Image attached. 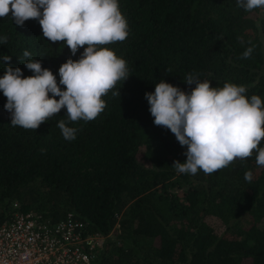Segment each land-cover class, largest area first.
I'll use <instances>...</instances> for the list:
<instances>
[{
    "label": "trees",
    "instance_id": "16d2710c",
    "mask_svg": "<svg viewBox=\"0 0 264 264\" xmlns=\"http://www.w3.org/2000/svg\"><path fill=\"white\" fill-rule=\"evenodd\" d=\"M118 3L128 37L101 47L127 62L130 77L102 97L107 106L95 120L68 124L78 129L74 141L57 127L66 109L36 131L0 116V224L13 202L52 222L72 214L90 233L113 231L98 264H264V167L255 151L210 175L178 174L172 165L186 162L187 148L154 124L145 98L162 79L190 93L195 85L184 80L194 73L212 87L245 86L247 98L264 102V8L246 12L236 0ZM3 36L0 78L7 67L33 75L22 63L27 50L59 84L60 66L84 51L73 56L48 41L36 20L20 27L0 18ZM6 102L0 91V108Z\"/></svg>",
    "mask_w": 264,
    "mask_h": 264
},
{
    "label": "clouds",
    "instance_id": "9594fccd",
    "mask_svg": "<svg viewBox=\"0 0 264 264\" xmlns=\"http://www.w3.org/2000/svg\"><path fill=\"white\" fill-rule=\"evenodd\" d=\"M236 5L251 12L264 8V0H236ZM0 18H11L20 27L28 20H36L48 41L63 42L73 56L84 49L78 60L70 58L60 66L59 84L52 71L30 59L27 50L22 63L33 75L23 77L20 68L7 67L0 78L11 126L36 131L66 109L67 119H61L57 127L66 141H74L78 129L68 124L95 120L107 106L102 97L117 82L130 77L127 62L101 47L128 37V23L118 0H0ZM3 43H7V36L0 37V44ZM254 47L247 48L242 58H250ZM2 59L10 62L11 56ZM184 83L195 87L187 93L162 79L154 93H145L154 124L170 130L187 148L186 162L175 161L172 165L176 172L196 175L202 170L210 175L237 159L245 161L254 151L257 165L264 167V147H260L264 140L261 98H247V88L242 85L225 83L222 88L212 87L210 81H201L194 73L188 74ZM112 95L120 96V92L113 91ZM244 178L251 182V171Z\"/></svg>",
    "mask_w": 264,
    "mask_h": 264
},
{
    "label": "built area",
    "instance_id": "2783aa9c",
    "mask_svg": "<svg viewBox=\"0 0 264 264\" xmlns=\"http://www.w3.org/2000/svg\"><path fill=\"white\" fill-rule=\"evenodd\" d=\"M10 210L0 224V264H98L112 238L90 233L72 214L52 222L14 202Z\"/></svg>",
    "mask_w": 264,
    "mask_h": 264
},
{
    "label": "rangeland",
    "instance_id": "374dc122",
    "mask_svg": "<svg viewBox=\"0 0 264 264\" xmlns=\"http://www.w3.org/2000/svg\"><path fill=\"white\" fill-rule=\"evenodd\" d=\"M0 116L4 119L10 120V113L5 110L4 106L0 108ZM111 235H113V232H111Z\"/></svg>",
    "mask_w": 264,
    "mask_h": 264
}]
</instances>
